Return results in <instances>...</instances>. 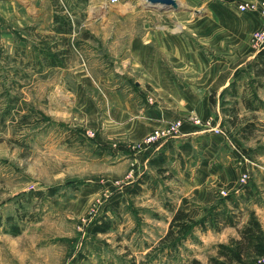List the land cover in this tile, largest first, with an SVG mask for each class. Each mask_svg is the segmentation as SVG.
<instances>
[{
	"label": "rangeland",
	"instance_id": "rangeland-1",
	"mask_svg": "<svg viewBox=\"0 0 264 264\" xmlns=\"http://www.w3.org/2000/svg\"><path fill=\"white\" fill-rule=\"evenodd\" d=\"M173 1L175 9L147 0H50L51 17L69 33L64 39L69 51L64 52L70 58L77 57L78 51L111 66L146 24L151 31L192 40L196 66L213 65L220 75L226 72L225 63L231 62L228 85L211 99L215 117L209 121L231 146L245 149L253 163L263 165L264 108L248 111L242 105L250 62L246 57L255 48L250 39L243 46L242 37L233 30L238 24L264 21L257 10L264 0ZM240 4L249 9L239 12ZM252 30L250 36L259 29ZM234 34L239 37L230 45L227 39ZM115 35L119 36L116 45L110 37ZM10 49L0 48V264H191L192 260L207 264L217 244L237 237L234 228L219 232L196 228L174 247L163 243L172 217L169 209L179 208L184 200L180 175L169 163L161 174L145 167L140 157L146 151L129 149L139 142L113 151L88 137L85 132L90 130L69 128L63 115H48L47 92L36 85L46 77L35 75L40 48L37 53L27 45L21 51L11 44ZM228 50L240 57L229 60ZM232 81L235 97L226 93ZM257 93L264 102V91ZM134 159L139 162L136 167L130 163ZM195 162L197 156H193V169ZM252 169L254 175L257 168L250 165L249 174ZM145 174L148 179L140 191L130 194ZM247 180L244 186L238 181L239 195L249 189ZM50 187L57 188L53 197L33 195ZM221 192L232 194L216 190L212 204L193 198L190 206L186 200L182 207L198 222L226 196ZM245 201L240 200L241 208ZM105 219L113 228L106 234H92L93 225ZM241 221L242 215L238 228Z\"/></svg>",
	"mask_w": 264,
	"mask_h": 264
},
{
	"label": "crops",
	"instance_id": "crops-1",
	"mask_svg": "<svg viewBox=\"0 0 264 264\" xmlns=\"http://www.w3.org/2000/svg\"><path fill=\"white\" fill-rule=\"evenodd\" d=\"M51 9L50 0H0V48L6 51L11 44L21 51L27 45L34 46L36 52L40 48L35 75L46 77L36 85L47 92V114L63 115L62 121L69 128L94 132L96 143L113 151L142 141L170 122L184 120L177 136L144 152L140 161L147 167L150 158L163 152L168 157L166 163L181 177L186 206L193 203V198L200 204H212L216 190L238 194L239 177L246 173L253 197L242 204L241 225L248 218L244 214L252 210L264 232V164L253 163L245 149L231 146L222 136L185 121L190 114L203 122L213 121L211 99L228 85L232 63H225L222 70L226 72L220 75L213 65L196 66L192 40L151 31L146 24L145 31L129 39L124 56L112 60L111 66L77 50L78 56L70 58L64 52L69 51L64 41L69 33L64 25L54 22ZM263 25L262 20L238 24L233 32L237 31L241 44L247 47L252 29ZM239 36L229 37L228 43L235 44L234 37ZM110 37L115 45L119 42L118 35ZM256 51L245 57L251 60ZM239 57L228 50L229 60ZM92 67L100 71L94 73ZM193 156H197L195 169ZM130 163L136 167L139 162L134 159ZM250 165L257 168L254 175L253 169L249 174ZM184 210L190 214L187 208Z\"/></svg>",
	"mask_w": 264,
	"mask_h": 264
},
{
	"label": "trees",
	"instance_id": "trees-1",
	"mask_svg": "<svg viewBox=\"0 0 264 264\" xmlns=\"http://www.w3.org/2000/svg\"><path fill=\"white\" fill-rule=\"evenodd\" d=\"M245 73L248 77L242 96V105L245 110L258 111L264 108V102L259 99L257 93L259 89L264 91V47L256 51ZM227 91L230 92L231 97L237 95L235 81L229 84L226 93ZM167 159L168 157L163 152H159L157 156L148 160V165L159 174L165 173ZM147 179L148 175L146 174L139 178L137 185L130 191V194H137L141 189L140 185ZM56 193L57 188L50 187L46 189V192L36 191L33 195L39 198L42 196L50 198L55 196ZM251 194V191L245 187L244 192L240 195L235 193L226 195L220 202L212 205L198 222L193 220L183 209L182 206L187 201L182 200V205L179 208L169 209L172 217L168 231L162 240L163 243H170L174 247L180 239L190 236L196 228L202 231L212 229L215 232H219L224 228H234L237 231V238H231L227 244H217L216 253L209 258L207 264H264L261 262L264 257V232L252 210L247 212L248 218L245 224L238 228L239 218L242 215L240 200H247ZM112 205L117 204L113 203ZM112 228V222L105 219L100 220L98 224H94L91 232L94 235L106 234ZM14 231L17 235V229ZM191 264L202 263L192 260Z\"/></svg>",
	"mask_w": 264,
	"mask_h": 264
},
{
	"label": "built area",
	"instance_id": "built-area-1",
	"mask_svg": "<svg viewBox=\"0 0 264 264\" xmlns=\"http://www.w3.org/2000/svg\"><path fill=\"white\" fill-rule=\"evenodd\" d=\"M113 2H116L117 0H112ZM248 8V5L240 4L237 6V10L239 12H245ZM257 10L260 16L264 19V1L260 2L257 5ZM250 44L255 50H259L264 47V26L260 28L259 30H256L253 32V34L250 36ZM185 121L200 126L203 130L213 132L216 135H223V133L218 129L217 126H213L210 121L203 122L194 114H190L185 118ZM184 120L178 119L173 122H170L165 129L161 130H154L152 131L148 136H146L142 141H140L137 144L129 146L130 150L133 151H147L153 146H156L161 142L162 140L169 138V137H175L179 133V129L181 128ZM86 135L90 138L94 137V133L91 131L85 132ZM247 174H242L240 177V184L241 186H244L247 180ZM222 195H226L225 192H221ZM261 262L264 263V257L261 259Z\"/></svg>",
	"mask_w": 264,
	"mask_h": 264
},
{
	"label": "water",
	"instance_id": "water-1",
	"mask_svg": "<svg viewBox=\"0 0 264 264\" xmlns=\"http://www.w3.org/2000/svg\"><path fill=\"white\" fill-rule=\"evenodd\" d=\"M149 2H154V3H161V4H167L173 7L174 9L176 8L175 3L173 0H147Z\"/></svg>",
	"mask_w": 264,
	"mask_h": 264
}]
</instances>
